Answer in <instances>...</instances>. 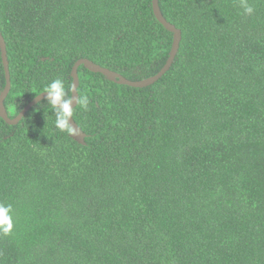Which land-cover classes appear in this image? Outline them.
I'll list each match as a JSON object with an SVG mask.
<instances>
[{
	"label": "trees",
	"instance_id": "1",
	"mask_svg": "<svg viewBox=\"0 0 264 264\" xmlns=\"http://www.w3.org/2000/svg\"><path fill=\"white\" fill-rule=\"evenodd\" d=\"M160 0L182 31L171 70L132 88L84 66L73 119L46 100L0 117V202L16 228L0 264H264V0ZM16 118L89 59L131 81L158 75L174 34L153 0H0ZM6 74L0 48V94Z\"/></svg>",
	"mask_w": 264,
	"mask_h": 264
},
{
	"label": "water",
	"instance_id": "2",
	"mask_svg": "<svg viewBox=\"0 0 264 264\" xmlns=\"http://www.w3.org/2000/svg\"><path fill=\"white\" fill-rule=\"evenodd\" d=\"M153 10H154L155 17L159 21V23H161L169 32L174 34L173 49H172L170 58L166 66L162 69V71L155 77H152L148 80L131 81L125 78L123 75L115 71H112L109 68L98 65L89 59H82L74 65L73 70H72V78H73L72 89L77 93V94H74V97H73V105H72L73 109H75L78 106L76 103V99H78L79 87H80L79 70L82 66H84L86 69H88L92 73L104 75L109 81L115 84L128 86L132 88H138V89H144V88H148V87L155 85L171 70L174 64V61L180 51L181 43L183 40V34L180 29H178L175 25L167 21V19L164 17L161 11V7H160V0H153ZM0 48L2 52V61L4 65V70L6 74V87L4 91H2V93L0 94V117L9 126H17L35 106H37L39 103L47 99V94L42 93L41 95L36 97L31 103H29L16 118L14 119L10 118L8 111L6 109V106H5V102L8 99L11 93V90H12V76H11V70H10V62H9L7 44H6L5 38L3 34L1 33V31H0ZM71 123L73 124V126H78L79 131H80V135L75 138L72 137V139L81 145H86L87 135L82 131V129L79 127V125L75 122L74 119L73 121H71Z\"/></svg>",
	"mask_w": 264,
	"mask_h": 264
},
{
	"label": "clouds",
	"instance_id": "3",
	"mask_svg": "<svg viewBox=\"0 0 264 264\" xmlns=\"http://www.w3.org/2000/svg\"><path fill=\"white\" fill-rule=\"evenodd\" d=\"M240 7L244 14L253 15L254 7L248 0H240ZM43 93L47 94V105L52 109L55 117V128L69 136L75 138L80 135L78 126H73L71 121L74 117L73 97L77 94L73 89H67L61 78L52 80L43 89ZM39 96V95H36ZM77 105L82 109H87L89 99L87 95L78 94L76 99ZM15 210L11 203L0 202V237H11L15 231Z\"/></svg>",
	"mask_w": 264,
	"mask_h": 264
}]
</instances>
